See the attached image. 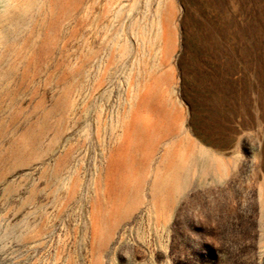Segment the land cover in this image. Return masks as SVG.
Here are the masks:
<instances>
[{
    "label": "rangeland",
    "instance_id": "rangeland-1",
    "mask_svg": "<svg viewBox=\"0 0 264 264\" xmlns=\"http://www.w3.org/2000/svg\"><path fill=\"white\" fill-rule=\"evenodd\" d=\"M0 0V264H263L264 0Z\"/></svg>",
    "mask_w": 264,
    "mask_h": 264
},
{
    "label": "crops",
    "instance_id": "crops-1",
    "mask_svg": "<svg viewBox=\"0 0 264 264\" xmlns=\"http://www.w3.org/2000/svg\"><path fill=\"white\" fill-rule=\"evenodd\" d=\"M263 264H264V255H263Z\"/></svg>",
    "mask_w": 264,
    "mask_h": 264
},
{
    "label": "bare ground",
    "instance_id": "bare-ground-1",
    "mask_svg": "<svg viewBox=\"0 0 264 264\" xmlns=\"http://www.w3.org/2000/svg\"><path fill=\"white\" fill-rule=\"evenodd\" d=\"M32 0H30L29 2H31Z\"/></svg>",
    "mask_w": 264,
    "mask_h": 264
}]
</instances>
